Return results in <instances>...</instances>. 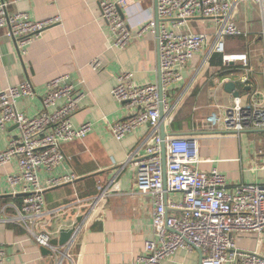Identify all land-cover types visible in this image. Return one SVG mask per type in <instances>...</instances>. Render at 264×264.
<instances>
[{
	"label": "built area",
	"instance_id": "1",
	"mask_svg": "<svg viewBox=\"0 0 264 264\" xmlns=\"http://www.w3.org/2000/svg\"><path fill=\"white\" fill-rule=\"evenodd\" d=\"M247 1L258 4L264 17V0H158L159 32L156 31V16L138 32L130 30L121 11L131 0L100 1L112 46L125 49L147 30L155 33L162 92L158 82L138 84L132 71H123L118 76L112 95L130 113L109 124V131L118 140L131 132H140L145 139L117 168L112 179L97 180L95 195L77 194L68 204L81 217L70 224L74 231L63 246L51 243L59 238L61 230L49 228L47 216L61 209L46 210L45 192L74 183L80 177L76 172L57 175L55 171L65 159L62 143L83 139L93 130L91 121L78 127L72 122L84 94L68 74L58 76L47 83L44 109L35 116H28L18 109L17 102L36 95L30 80L17 85L9 83L0 89V132L6 130L8 123L19 127V134L11 136L7 149L0 152V165L13 158L18 160L19 172L9 174L8 183L13 197L22 196L21 203L8 204L14 214L7 215L3 221L16 223L38 246L49 248L53 264H77L75 251L81 234L103 217L111 198L125 194L121 189L120 172L130 163L135 174L130 195L152 197L154 235L144 242L143 252L135 261L119 264H162L180 250L197 249L201 251L203 264H264V182L231 184L223 171L200 168L206 159L199 154L197 138L168 133L165 139L161 137V124L165 128L171 124L184 102L183 97L171 101V91L175 86H183L184 71L201 51L208 49L196 66L191 84L206 76L210 60L218 52L223 55L225 65L239 61L249 66L246 52L229 53L225 43L226 37L249 36L236 19L241 4ZM199 18L216 22L213 36L192 30L189 21ZM57 21H60L59 16L37 21L28 12H12L9 3L0 0V30L5 29V35L14 40L21 57L28 53V48L41 33ZM91 66L99 68L100 61L95 59ZM240 82L250 84V74L242 75ZM205 124L211 130L222 129L234 134L264 131V97L262 101L252 99L250 102L240 96L234 97L231 104L223 106L220 116L215 113L207 116ZM163 142L167 155L166 182L161 155ZM259 153L263 156L264 148ZM43 170L47 176L45 182L40 177ZM244 234L256 236L253 249L239 247L238 239ZM6 256V249L0 243V264H5Z\"/></svg>",
	"mask_w": 264,
	"mask_h": 264
},
{
	"label": "crops",
	"instance_id": "2",
	"mask_svg": "<svg viewBox=\"0 0 264 264\" xmlns=\"http://www.w3.org/2000/svg\"><path fill=\"white\" fill-rule=\"evenodd\" d=\"M6 1L12 12H28L37 21L59 16L60 21L48 26L22 57L14 40L5 35V29L0 30V89L9 83L17 85L30 80L36 95L19 100L17 106L28 116H35L44 109L48 81L68 74L84 94L72 122L76 127L86 121L94 123L93 130L85 138L62 143L65 159L55 174L76 172L79 179L45 192L46 210L61 209L48 214V227L70 228V224L79 221L81 216L68 204L77 194L83 197L95 195L97 180L112 179L117 168L145 139L140 132H131L123 140L113 138L109 124L126 118L130 110L114 99L112 90L123 71H132L138 84L159 81L157 39L153 31L147 30L125 49L112 46L111 32L100 10L101 0ZM155 4V0H131L121 11L131 31L138 32L156 16ZM239 10L237 22L249 36L226 37L225 43L229 53L246 52L249 66L239 61L225 65L210 60L206 76L191 84L196 66L208 49L201 51L184 71L183 86H175L171 91V101L183 97L184 102L165 132L197 138L199 154L206 159L200 164L202 170L217 168L229 176L231 184L243 181L263 183L264 155L261 156L259 151L264 148V131L234 134L222 129L211 130L205 124L207 116L213 113L220 116L223 106L233 102L234 95L225 89L226 81L237 83L239 96L246 102L252 99L262 101L264 97V17L254 2H244ZM189 24L198 33L207 32L213 36L216 31V22L210 19H193ZM234 38L238 41L235 42ZM95 59L100 61L99 68L91 66ZM244 74H250L248 85L240 82ZM247 86L251 88L247 90ZM18 134V125L8 123L6 130L0 132V152L7 149L8 139ZM17 172L19 163L15 158L0 165V210H4L0 211V243L7 252L5 264H53L52 257L44 255L25 230L16 223L3 221L7 215L14 214L8 204L22 201L21 195H11L8 183V175ZM40 177L45 182L44 170ZM134 177L133 166L127 163L120 172L121 189L125 194L111 198L103 217L81 234L75 251L77 264L133 262L143 252L144 242L152 239V197L130 195ZM255 241V235L244 234L238 239V245L253 249ZM162 262L200 264L199 253L197 250H180Z\"/></svg>",
	"mask_w": 264,
	"mask_h": 264
},
{
	"label": "water",
	"instance_id": "3",
	"mask_svg": "<svg viewBox=\"0 0 264 264\" xmlns=\"http://www.w3.org/2000/svg\"><path fill=\"white\" fill-rule=\"evenodd\" d=\"M155 7H156V23H157V27H156V31H158V26H159V22H160V17L157 13V5H158V0H155ZM160 70V68H159ZM158 84H160V87H161V92H162V84H161V72H159V81H158ZM247 90H249L251 87L250 86H247L245 87ZM225 89L232 93L234 95V97H237L239 95H241L240 93V90L237 88V83L234 82V81H226L225 83ZM161 117H163V113H161ZM166 135L167 133L165 132V125L162 123L161 124V137H163V139L166 138ZM161 155H163V173H164V180L166 182V177H167V173H166V163H167V155H166V146H165V142L162 143V153ZM73 229L72 228H63L61 229L60 231V236L59 238H54L51 243L53 245H60V246H63V244L65 242H67V240L71 237L72 233H73ZM41 248V251L42 253L45 255H49L51 254V250L47 247H40ZM198 253H199V261H200V264H203L201 259H202V254H201V251L200 249H197Z\"/></svg>",
	"mask_w": 264,
	"mask_h": 264
},
{
	"label": "trees",
	"instance_id": "4",
	"mask_svg": "<svg viewBox=\"0 0 264 264\" xmlns=\"http://www.w3.org/2000/svg\"><path fill=\"white\" fill-rule=\"evenodd\" d=\"M211 62H215V63H223V55L221 53L218 52L217 54H213Z\"/></svg>",
	"mask_w": 264,
	"mask_h": 264
},
{
	"label": "rangeland",
	"instance_id": "5",
	"mask_svg": "<svg viewBox=\"0 0 264 264\" xmlns=\"http://www.w3.org/2000/svg\"><path fill=\"white\" fill-rule=\"evenodd\" d=\"M207 22H209V20H208ZM236 38H238V37H236ZM236 38H234V39H233L235 42H237V41H238ZM225 39H226V38H225ZM235 39H236V40H235Z\"/></svg>",
	"mask_w": 264,
	"mask_h": 264
}]
</instances>
